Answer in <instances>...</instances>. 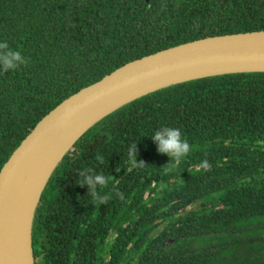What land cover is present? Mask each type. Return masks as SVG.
<instances>
[{"label":"trees","instance_id":"16d2710c","mask_svg":"<svg viewBox=\"0 0 264 264\" xmlns=\"http://www.w3.org/2000/svg\"><path fill=\"white\" fill-rule=\"evenodd\" d=\"M260 30L264 0H0V42L26 59L0 71V170L54 107L125 63ZM162 126L191 145L179 163L148 137ZM261 141L264 72L189 80L124 104L52 172L32 222L34 263L264 264ZM85 167L107 177L97 189L106 203L78 184Z\"/></svg>","mask_w":264,"mask_h":264},{"label":"water","instance_id":"95a60500","mask_svg":"<svg viewBox=\"0 0 264 264\" xmlns=\"http://www.w3.org/2000/svg\"><path fill=\"white\" fill-rule=\"evenodd\" d=\"M240 72H264V30L209 36L159 50L60 102L0 170V264H35L31 229L42 191L64 154L94 124L158 89ZM57 148L62 153L53 162Z\"/></svg>","mask_w":264,"mask_h":264},{"label":"clouds","instance_id":"9594fccd","mask_svg":"<svg viewBox=\"0 0 264 264\" xmlns=\"http://www.w3.org/2000/svg\"><path fill=\"white\" fill-rule=\"evenodd\" d=\"M26 63L25 57L18 50L10 49L6 42H0V71L7 72ZM150 139L156 145V151L159 154H165L170 161L179 163L182 158L186 157L191 150L190 143L182 137L180 129L171 126L159 127L151 133ZM128 155L132 160L133 166H140L143 161L137 160L136 142L128 146ZM97 160L102 161L103 157L97 156ZM207 166V162H204ZM78 179L80 186H87V195L100 204L106 203L111 197L107 194L99 192L97 189L106 185L107 177L101 173H96L91 168H83L78 171ZM121 195L119 192L116 193Z\"/></svg>","mask_w":264,"mask_h":264},{"label":"bare ground","instance_id":"6f19581e","mask_svg":"<svg viewBox=\"0 0 264 264\" xmlns=\"http://www.w3.org/2000/svg\"><path fill=\"white\" fill-rule=\"evenodd\" d=\"M62 153V149L61 148H57L55 150V157L52 158V161L55 162L56 159L58 158V156ZM56 158V159H55Z\"/></svg>","mask_w":264,"mask_h":264},{"label":"rangeland","instance_id":"374dc122","mask_svg":"<svg viewBox=\"0 0 264 264\" xmlns=\"http://www.w3.org/2000/svg\"><path fill=\"white\" fill-rule=\"evenodd\" d=\"M262 143H264V141H261ZM188 211V209H185V210H183L182 212H181V214L180 215H185V213ZM175 218H172V219H170V220H174ZM244 233H246V232H244Z\"/></svg>","mask_w":264,"mask_h":264}]
</instances>
